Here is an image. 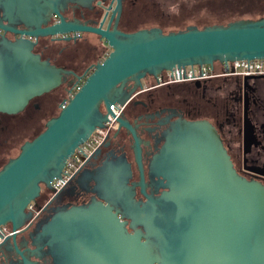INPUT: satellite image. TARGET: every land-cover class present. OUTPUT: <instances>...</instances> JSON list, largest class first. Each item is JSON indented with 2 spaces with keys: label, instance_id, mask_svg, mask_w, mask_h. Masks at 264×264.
I'll return each mask as SVG.
<instances>
[{
  "label": "water",
  "instance_id": "1",
  "mask_svg": "<svg viewBox=\"0 0 264 264\" xmlns=\"http://www.w3.org/2000/svg\"><path fill=\"white\" fill-rule=\"evenodd\" d=\"M66 1L0 0V30L20 34L14 40L0 36V113L20 112L67 77L72 89L79 83L58 114L0 168V227L10 224L14 232L28 219L27 205L40 187L54 192L50 183L60 178L66 160L96 129H105L110 116L131 136L145 200L136 201L126 185L131 171L124 158L104 170V202L91 198L84 206L65 207L41 227L39 237L56 264H264V187L234 171L214 127L204 119L170 122L148 163V174L162 188L153 195L143 188L142 140L121 113L114 117L110 110L124 108L145 77L174 67L264 59V17L166 34L157 27L125 33L115 25L119 0L111 29L66 22L57 8ZM47 13L58 22L46 25ZM16 23L27 29H13ZM68 32L96 34L110 51L77 74L41 59L22 37ZM113 192L120 214L110 206Z\"/></svg>",
  "mask_w": 264,
  "mask_h": 264
},
{
  "label": "flooded vegetation",
  "instance_id": "2",
  "mask_svg": "<svg viewBox=\"0 0 264 264\" xmlns=\"http://www.w3.org/2000/svg\"><path fill=\"white\" fill-rule=\"evenodd\" d=\"M119 3L115 25L122 32L137 30L138 23L146 21L142 17L150 15L146 0H119ZM116 4L117 0H68L57 8L66 22L102 29L108 26L111 29L117 15L114 10ZM144 6L146 10L142 9ZM45 21L46 25H51L58 22V17L47 13ZM11 27L15 30L27 29L21 23ZM1 35L7 40H14L20 34L0 30ZM22 37L33 43L32 52L41 59L74 70L77 74L95 63L94 57L106 45L104 39L92 33ZM90 38H94L95 42H91ZM152 79L145 77L141 83L147 88L142 87L119 112L142 140L145 193L157 195L162 191V188L156 187L157 178L148 174V163L162 145L170 122L178 117L208 121L216 130L234 171L240 177L264 187V75L229 79L218 77L204 81L184 79L158 86H154ZM71 85L72 77H67L58 89L31 98L20 112L0 113V156L12 142L23 137L25 131L31 134L36 131L40 117L53 113L60 95L65 93L67 98L72 92ZM67 89L71 91L67 92ZM130 147L131 136L124 129H117L116 123L106 126L98 147L83 158L61 189L51 192L40 187L39 197L32 203L28 219L14 232L10 224L0 227V264H23V258L29 264H56L45 240L39 237L41 227L65 207L84 206L91 198L104 202L101 174L119 164L122 158L128 162L131 171L126 185L131 186L136 201H144L137 184L138 171ZM115 195L113 192L110 206L113 212L120 214L122 210L114 200ZM121 220L126 222L127 228L129 220Z\"/></svg>",
  "mask_w": 264,
  "mask_h": 264
},
{
  "label": "rangeland",
  "instance_id": "3",
  "mask_svg": "<svg viewBox=\"0 0 264 264\" xmlns=\"http://www.w3.org/2000/svg\"><path fill=\"white\" fill-rule=\"evenodd\" d=\"M144 1V0H143ZM147 12L150 13L146 21L138 23L137 29L157 27L162 33L182 31L188 26L201 29L207 25H226L238 20H256L264 17V0H146ZM145 9V6L142 8ZM95 42L94 38H90ZM110 51L107 45L100 48L94 61H101ZM148 78V77H147ZM227 79L231 77H226ZM147 80H145L146 82ZM66 101V94L60 95L52 114L40 117L39 126L32 134L25 131L23 137L16 139L1 153L0 168L19 152L24 141L31 140L44 129L45 122L55 117L60 107ZM61 105V106H60Z\"/></svg>",
  "mask_w": 264,
  "mask_h": 264
},
{
  "label": "built area",
  "instance_id": "4",
  "mask_svg": "<svg viewBox=\"0 0 264 264\" xmlns=\"http://www.w3.org/2000/svg\"><path fill=\"white\" fill-rule=\"evenodd\" d=\"M258 75H264V59L234 60L224 63L214 62L212 65L202 64L200 66L174 67L170 71L161 72L156 76L155 79L152 80L154 86H158L177 83L184 79H196V81H204L218 77L245 78ZM78 86L79 83L73 87L71 93H73L78 88ZM142 87L147 88L145 84ZM71 93L68 94V96L71 95ZM121 109L122 107H119L118 105L110 106V110L114 114V117L118 116ZM107 117L108 122L105 123V125L109 127L114 123V118H111L110 116ZM103 134L104 129H96L83 144L79 145L78 148L75 149L74 153L66 160L61 171L60 178H55L50 183L54 192L61 189L71 178V176L81 165L83 158L87 155H90L98 147ZM31 209H33V204L29 203L27 205V210Z\"/></svg>",
  "mask_w": 264,
  "mask_h": 264
},
{
  "label": "trees",
  "instance_id": "5",
  "mask_svg": "<svg viewBox=\"0 0 264 264\" xmlns=\"http://www.w3.org/2000/svg\"><path fill=\"white\" fill-rule=\"evenodd\" d=\"M205 26H207V25H205ZM204 27V26H203Z\"/></svg>",
  "mask_w": 264,
  "mask_h": 264
}]
</instances>
